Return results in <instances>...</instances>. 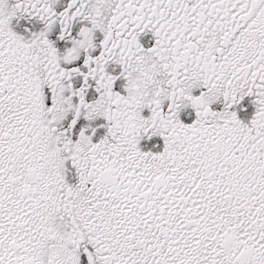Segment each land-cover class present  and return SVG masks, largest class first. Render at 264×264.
<instances>
[{"label":"snow or ice","instance_id":"6c2138e0","mask_svg":"<svg viewBox=\"0 0 264 264\" xmlns=\"http://www.w3.org/2000/svg\"><path fill=\"white\" fill-rule=\"evenodd\" d=\"M0 264H264V0H0Z\"/></svg>","mask_w":264,"mask_h":264}]
</instances>
